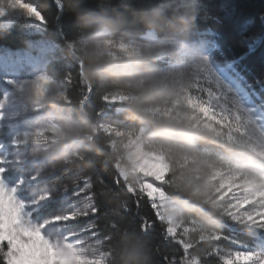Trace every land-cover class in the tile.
Instances as JSON below:
<instances>
[{
  "label": "snow or ice",
  "instance_id": "snow-or-ice-1",
  "mask_svg": "<svg viewBox=\"0 0 264 264\" xmlns=\"http://www.w3.org/2000/svg\"><path fill=\"white\" fill-rule=\"evenodd\" d=\"M55 2L63 9L61 0ZM9 12L49 24L32 3L0 0V17ZM225 79L227 83L204 55L189 86L179 87L169 112L209 139L176 159L162 149L145 146L141 141L144 129L121 122L118 111L112 119L103 108L97 110L102 133L118 142L121 160L127 165L121 168V160L109 165L116 187L99 177V168L92 174L72 168H36L23 155L29 133L13 137L12 151L0 155V264H109L110 233L129 215L140 216L138 209L133 213L129 207L128 194L137 205L147 197L162 239L178 246V257L165 256V264H264V80L248 83L236 75ZM73 80L71 71L63 76L62 89L69 104L72 96L66 84ZM52 82L48 74H41L17 87L32 84L41 90ZM80 84L83 107L90 104L93 88ZM102 100L117 105L124 98L104 95ZM13 171L14 180L9 179ZM72 171L77 175L70 194L56 174ZM93 175L98 177L95 184ZM179 184L193 193L204 192L199 212L218 223V228L209 230L195 219L180 218L173 199L179 194ZM101 189L126 194L118 213L109 211ZM98 221L104 222L103 235ZM141 228L147 237L156 224L144 217ZM225 230L232 234L226 235ZM236 234L246 237L248 244L241 243ZM222 241L237 246L236 250H225ZM152 264H156L154 255Z\"/></svg>",
  "mask_w": 264,
  "mask_h": 264
},
{
  "label": "clouds",
  "instance_id": "clouds-1",
  "mask_svg": "<svg viewBox=\"0 0 264 264\" xmlns=\"http://www.w3.org/2000/svg\"><path fill=\"white\" fill-rule=\"evenodd\" d=\"M61 4L76 21V30L62 47L78 64L80 82L98 89L100 99L124 98L115 111L121 122L144 129L145 146L176 159L208 141L202 130L169 112L179 87L189 86L204 56L195 24L198 0H61ZM130 25H139L142 31L134 32ZM50 79L46 89L32 84L20 88L22 101L36 113L21 132L29 133L24 157L34 167L52 171L111 170L109 165L121 160L122 153L118 142L102 133L97 109L91 104L82 107L73 97L69 104L61 79L55 75ZM126 167L121 160V168ZM178 188L173 199L180 218L195 219L209 230L219 227L199 212L203 191L193 193L185 184ZM100 195L115 214L126 194L101 189ZM110 239L109 264H152V249L134 226L120 223Z\"/></svg>",
  "mask_w": 264,
  "mask_h": 264
},
{
  "label": "trees",
  "instance_id": "trees-1",
  "mask_svg": "<svg viewBox=\"0 0 264 264\" xmlns=\"http://www.w3.org/2000/svg\"><path fill=\"white\" fill-rule=\"evenodd\" d=\"M224 1V9H219L211 6L205 0H198L195 21L197 36L217 46L231 65L233 71L242 80L248 83L264 80V0ZM31 2L49 21V24H44V32L41 38L52 44L63 46L76 30L75 19L63 9L58 8L55 0H31ZM130 30L134 32L142 31V28L139 25H130ZM29 39H31L29 35L20 32L19 26L14 30L0 31V45L2 46L19 49ZM65 57L76 68L72 83L73 87H70L72 89L70 95L79 99L82 88L78 78L79 66L71 56L65 55ZM47 72L50 76H58L52 66L48 67ZM58 77L61 81L63 80V77ZM101 95L102 93L96 88H93L90 94L89 103L97 110L103 108L99 100ZM76 175L75 171L58 172L56 174L60 184L69 187L70 194L71 182ZM99 177H103L108 184L116 187L113 184L114 170L105 171L100 169ZM16 178L17 174L15 172H12L9 176V179L14 180ZM97 179V176H92L94 184ZM95 190L99 191V185L96 186ZM127 199L133 213L138 209L140 216L129 215L123 223L130 224L141 232L142 219L144 217H147L150 222L154 221L156 224V230L145 237L152 249L156 264H165L163 259L165 256L171 258L175 254L178 257V246L162 239L159 221L155 219V214L151 210L147 197H144L139 205L136 204L135 198L131 194H128ZM53 207H56V205H53ZM98 223L101 227V235H103L105 230L104 222L98 221ZM225 234L231 235L232 233L225 230ZM236 238L241 243L248 244L247 238L239 234H236Z\"/></svg>",
  "mask_w": 264,
  "mask_h": 264
},
{
  "label": "rangeland",
  "instance_id": "rangeland-1",
  "mask_svg": "<svg viewBox=\"0 0 264 264\" xmlns=\"http://www.w3.org/2000/svg\"><path fill=\"white\" fill-rule=\"evenodd\" d=\"M205 1L215 8L224 9V0ZM21 2L32 3L31 0H21ZM18 26L20 32L29 35L31 39L19 49L0 45V155L12 151L11 140L24 130L26 121L36 114L29 105L22 101L20 88L17 85L31 83L39 75L48 74L47 71L50 66L55 69L60 77L69 71L74 76L76 69L71 61L65 57L62 46L52 44L41 38L44 32V24L16 12H9L0 17V31L14 30ZM200 39L204 44V55L208 57L209 64L216 75L225 83L228 82L225 79L226 76H237L218 47L204 38ZM66 87L70 93L72 84H66ZM99 100L102 99L99 98ZM100 105L109 117L116 118L115 109L117 105H108L103 100ZM7 174L5 175L7 176ZM88 220L87 217L83 218L85 222ZM81 226H85V224L82 223ZM221 246L225 250H236L237 248V246L226 241H222Z\"/></svg>",
  "mask_w": 264,
  "mask_h": 264
},
{
  "label": "bare ground",
  "instance_id": "bare-ground-1",
  "mask_svg": "<svg viewBox=\"0 0 264 264\" xmlns=\"http://www.w3.org/2000/svg\"><path fill=\"white\" fill-rule=\"evenodd\" d=\"M102 101V100H101Z\"/></svg>",
  "mask_w": 264,
  "mask_h": 264
}]
</instances>
